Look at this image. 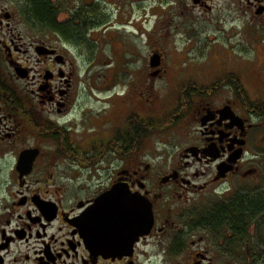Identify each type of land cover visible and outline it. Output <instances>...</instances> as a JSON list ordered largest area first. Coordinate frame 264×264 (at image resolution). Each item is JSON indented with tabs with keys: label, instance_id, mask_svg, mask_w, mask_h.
I'll list each match as a JSON object with an SVG mask.
<instances>
[{
	"label": "flooded vegetation",
	"instance_id": "flooded-vegetation-1",
	"mask_svg": "<svg viewBox=\"0 0 264 264\" xmlns=\"http://www.w3.org/2000/svg\"><path fill=\"white\" fill-rule=\"evenodd\" d=\"M7 1L0 3V264H136L143 246L165 252L161 245L173 241L168 253L180 250L185 225L195 230L188 233L196 248L188 264H215L209 234L225 236L227 245L243 242L245 233L242 241L232 240L233 227L221 222L217 231L208 214L216 208L222 213L235 194L249 192L238 181L261 175L264 122L255 108L262 105L247 107L243 70L220 63L216 70L185 65L174 46L207 43L202 35L216 39L208 31L227 32L235 12L246 17L247 30L264 34V0H51L50 23L33 19L24 0L19 4L25 7L15 8ZM107 37L150 49L148 61L125 75L142 79L141 96H148L138 101L144 110L134 106L135 113H124L126 124L142 122L144 133L135 141L123 129L102 131L116 123L112 109L88 114L77 95L68 98L66 46L93 58L95 46ZM38 69L40 80L29 91L15 82L34 80ZM58 80H65L67 90L58 88ZM158 90L176 98L164 101L163 112L156 109ZM89 115L100 127L86 133L97 135L70 136L75 122L86 124ZM176 128L185 130L181 135L189 142L180 143L163 165L157 156ZM105 158L111 169L100 177ZM116 184L149 204L151 224L132 256L106 258L85 238L82 216ZM192 206L199 212L188 224Z\"/></svg>",
	"mask_w": 264,
	"mask_h": 264
},
{
	"label": "rangeland",
	"instance_id": "rangeland-1",
	"mask_svg": "<svg viewBox=\"0 0 264 264\" xmlns=\"http://www.w3.org/2000/svg\"><path fill=\"white\" fill-rule=\"evenodd\" d=\"M0 3L2 5L9 4L7 0H0ZM12 3L10 2V5H8L11 8H15L17 5L25 7L19 4V0H12ZM20 3H22L21 0ZM233 18L235 19L233 27L227 32L216 31L213 33L212 31H208L211 34H216V39L202 35L200 39L203 41L206 39L207 43L176 44L174 49L176 54L182 59L181 63L185 65H208V68L216 70V67L220 63L224 68H226V65L227 67L234 65V68H239L241 72L243 70L244 84L247 89L244 96H248L251 99V102L246 105L252 109L253 106L264 103V34L260 31L255 32V28L252 27L250 30H247L244 27L247 21L245 20V16L238 15L235 12ZM207 36L210 35L207 34ZM57 46L61 47V44ZM137 46L139 47L135 48L129 42L124 43L120 39L115 40L114 37H107L105 41L99 42L98 46H95L93 49L94 57L87 59L85 56L79 57L75 48L66 46L68 57L66 71L72 73V77L68 79L71 86L68 88L65 80H58V88L63 90H67L68 88V98L70 100H73L77 95L75 101H77L81 106V110L85 113L90 114L91 110L96 113L97 111L102 112L103 110L112 109L116 123L115 125L105 124L102 128L104 132H107L109 127H112L113 133L118 132L119 129L122 130L126 125L124 118L126 110L135 113L133 111L134 106L139 107L138 109H141V111L144 110L138 104L140 97L142 99L148 97L146 95L141 96L142 89L139 83L143 82V80H138L136 77L133 78V75L130 79L125 78L128 72L133 74L134 69L142 67L149 59V47L143 44ZM221 53L223 55L220 58L219 55ZM132 59L133 61L129 62ZM37 76L31 81L15 82L21 89L29 91L31 88L36 87V84L40 80L39 69ZM161 81H156V85L162 86L161 83L163 82ZM157 92L156 98L159 100V108L156 107V109L163 112V109L168 107L164 101L168 102L176 98L174 95H168L162 90H158ZM68 108L69 106L64 111ZM260 109L255 108V111L262 113V121L264 122V112H261ZM157 116L161 117V114L159 113ZM75 124L78 125L77 129H72L69 134L76 138L79 137L80 132H83L84 136V133L88 129L96 128L99 130L98 127H100V122L93 123L90 121V115L86 124H83V121H76ZM75 127L73 126V128ZM180 130L185 132L186 128L185 130L183 128H176L174 130L176 133L171 132L168 140L165 139V150L159 151L161 154L157 156V162L162 161L163 165L167 163L168 166L171 161L170 156L172 155L173 158L176 156L180 143L184 145L188 144L189 140L187 138L183 139ZM87 135L93 136L97 134L89 133ZM148 141L145 145L149 143ZM152 143H155L154 137ZM110 161L109 158H105L100 163V177H106L107 173H109L108 171L111 169L109 167ZM157 162L152 163L154 165ZM261 162L262 172L260 176L257 178L246 177L242 181H238L239 187H243L241 191L255 192L257 189L264 188V151L261 156ZM209 199H211L209 196L205 197V200ZM206 203L203 205H206ZM198 212V206L189 208L186 216L188 224L195 221V216L198 215ZM182 232H184L185 239H183L180 250L168 253L167 250L171 246L174 247L173 241H167L166 244L161 245L160 249H164L165 252L159 251L157 245L143 246L138 250L135 260L136 264H188L196 249L191 244V236L188 233L194 234L195 230H193L192 226L185 225ZM245 234L243 242L230 241L231 243H228V245L225 244V236L219 233L209 234L208 239L216 245L212 250L210 248L215 264H264V212L258 215L256 220L246 225ZM174 243H177L176 240ZM245 248H247V251H245Z\"/></svg>",
	"mask_w": 264,
	"mask_h": 264
},
{
	"label": "water",
	"instance_id": "water-1",
	"mask_svg": "<svg viewBox=\"0 0 264 264\" xmlns=\"http://www.w3.org/2000/svg\"><path fill=\"white\" fill-rule=\"evenodd\" d=\"M127 191L124 186L114 185L82 216L88 226L85 238L93 242L95 248H100L106 258L132 256L134 243L147 233L151 224L149 204L130 196Z\"/></svg>",
	"mask_w": 264,
	"mask_h": 264
},
{
	"label": "trees",
	"instance_id": "trees-1",
	"mask_svg": "<svg viewBox=\"0 0 264 264\" xmlns=\"http://www.w3.org/2000/svg\"><path fill=\"white\" fill-rule=\"evenodd\" d=\"M29 7V15L34 19L40 20L42 23H50L53 16L51 0H24ZM51 8V10L49 9ZM70 30H73L70 28ZM75 33V30H73ZM261 112H264V103L261 104ZM262 114V113H261ZM142 122H131L129 119L127 121L126 127L123 128V131L126 132V137L128 140L133 136V141L140 138L143 131ZM231 205L227 207H219L223 209V212L216 208L208 214V223H216L215 228L219 231L222 224L230 225L233 227V239L232 240H241L243 233L246 231V225L253 220H256L258 215L264 212V190L257 189L255 192H244L237 193L234 195ZM217 210V211H216ZM231 210V211H226ZM207 217L203 220L207 223ZM212 223V224H213ZM239 234V235H238Z\"/></svg>",
	"mask_w": 264,
	"mask_h": 264
}]
</instances>
